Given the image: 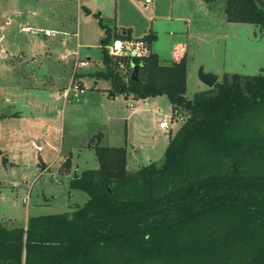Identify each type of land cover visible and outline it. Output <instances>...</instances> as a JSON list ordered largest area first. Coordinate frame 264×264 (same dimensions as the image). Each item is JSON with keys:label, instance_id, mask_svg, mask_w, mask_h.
<instances>
[{"label": "trees", "instance_id": "16d2710c", "mask_svg": "<svg viewBox=\"0 0 264 264\" xmlns=\"http://www.w3.org/2000/svg\"><path fill=\"white\" fill-rule=\"evenodd\" d=\"M224 13L264 33L263 0H224ZM109 39L96 76L117 94L165 95L183 121L162 162L135 171L124 146L93 135L98 167L70 179L87 201L29 217L26 228L0 222V264H264V75L224 74L187 99L184 57L171 65L153 52L121 58L131 70L138 65L137 80H124Z\"/></svg>", "mask_w": 264, "mask_h": 264}, {"label": "rangeland", "instance_id": "374dc122", "mask_svg": "<svg viewBox=\"0 0 264 264\" xmlns=\"http://www.w3.org/2000/svg\"><path fill=\"white\" fill-rule=\"evenodd\" d=\"M192 2L151 0L145 5L143 0H0V34L4 33L7 51L6 57L0 55V163L5 158L14 160L29 171L26 185L0 190V221L10 219L7 226L23 227L29 217L70 212L75 205H83L88 195L70 185L66 169L76 166L81 172L96 165L93 151L83 146L97 133L101 143L124 146L126 153L132 152V170L149 160L162 162L169 135L172 137L183 121L172 117L166 96L148 99L147 108L141 99L131 98L135 111L128 119L130 111L122 94L116 93L103 106L104 111L98 104L92 89L96 78L88 72L100 70V65L94 63L100 61V40L108 27L109 42L121 38L117 33L123 29L129 30L133 39L153 34L149 48L166 61L177 43L187 42L191 48L186 60L187 99L208 89L198 77L199 68L217 74L218 81L224 74L264 75V33L260 27L249 23L220 25L211 17L203 22L200 16L193 27L200 30V26L206 32L195 33L186 20L177 18L192 13ZM22 25L41 29L31 35L20 30ZM45 28L79 31L82 48L78 59L90 57L92 61L76 69L86 88V104L62 101L61 92L73 70L76 38H45L41 33ZM122 71L131 72L128 68ZM98 79V88L110 85L109 80ZM43 105L48 106V112ZM162 120L170 123L168 135L157 129ZM34 139L41 145L39 152L33 148ZM40 159L50 169L34 180L33 168ZM243 255L241 251L239 256ZM157 264L173 263L164 260Z\"/></svg>", "mask_w": 264, "mask_h": 264}, {"label": "crops", "instance_id": "0c3cea01", "mask_svg": "<svg viewBox=\"0 0 264 264\" xmlns=\"http://www.w3.org/2000/svg\"><path fill=\"white\" fill-rule=\"evenodd\" d=\"M174 1V0H173ZM178 0H175V2H177ZM194 6L191 7L192 9V13H190L189 15H186L185 13H182L183 15H179V19H184L186 20V25L187 26H190L192 28V30L195 32V33H205L206 31L204 29H202V27L199 26L200 30L197 29V28H194L193 25L196 23L197 24V19L200 17V19L203 21V20H207L209 19L210 17L213 18L214 20H216L217 24H220V25H228V24H231V25H236V24H240V23H237V22H228L226 20V17H225V13H224V0H192ZM145 3V2H144ZM150 3V2H149ZM148 3H146L145 5H147ZM191 16V17H190ZM100 17V16H99ZM101 18V17H100ZM6 22L9 23L10 22V19L7 18L6 19ZM203 22H208V21H203ZM251 24V23H249ZM61 26H64V24H61ZM110 28L111 27H108V30L110 31ZM38 29H41V28H37L35 26H29V25H22L20 30L21 31H24V32H29V34L31 35H36L39 31ZM44 30H50V31H55L56 34L55 35H45L44 34ZM108 30H106V34L108 32ZM42 33V36L43 37H47V38H50V37H53V36H56V35H62L63 37H67V36H72V37H75L76 38V47L77 49L75 50V54L73 55L74 56V59L76 57L79 56V51H80V48H82V44L80 43V35H79V31H72L71 33L68 32L66 29H62V28H59V29H52V28H45L41 31ZM115 33V32H114ZM111 34V33H110ZM117 34H127L126 38H131V35L129 33V30H125L123 29L122 32H118ZM114 35L115 36H117ZM151 34V33H150ZM153 35V34H151ZM3 36H4V33H1L0 34V55H1V58L3 57H6L7 55V51H6V47H5V44L3 43ZM105 37V36H104ZM103 37V38H104ZM103 38H101L100 40V48H102V42H103ZM121 38H124V37H121ZM142 38V37H141ZM111 39H109L110 41ZM108 41V42H109ZM107 42V43H108ZM150 47V46H149ZM150 49V48H149ZM150 52H153L152 49H150ZM191 52V48L189 47V44L187 42H179L177 43L175 46H174V49L172 50V54H171V58L166 61L164 59H161L158 55V53L156 52H153L157 55L158 57V60H159V63L161 65H171L172 63L174 62H178L181 58H185L187 60V58L190 56V53ZM89 56V55H88ZM32 59H34V56L32 57ZM88 62V64L91 61L90 57H87L86 60ZM87 64V65H88ZM87 65H84V66H78V67H81V68H84L86 67ZM97 65H100V70H95V71H89L88 74L92 75L94 78H96L95 82H94V86L92 87L93 91H95L97 93V97H98V104L103 108V111H104V105L109 103V100L112 98V97H115L117 94L114 93V92H111L110 91V88H111V84L106 86V87H103V88H98V83H99V79L98 77L96 76L97 72L101 71L104 69V65L101 61V58H100V61L98 63L95 62L94 63V66H97ZM77 67V68H78ZM76 68V69H77ZM34 75L33 73L31 74V76ZM75 78L82 84L81 82V73L79 74H76L75 73ZM70 79L66 82L67 84L69 83ZM64 83V84H66ZM63 84V85H64ZM37 87V86H36ZM66 87V86H64ZM38 88V87H37ZM49 89V88H48ZM59 89V88H58ZM58 89L56 91H54L55 93V100L58 99ZM114 94V95H111V94ZM85 94V93H84ZM83 94V95H84ZM52 95V94H51ZM124 98H126L127 100V104H126V108L128 109L129 114L126 115V118H130L133 114V112L135 111V106L133 105V103L130 101L131 98H134L136 99L135 97H133V95H124L122 94ZM158 96H162V95H158ZM158 96H155V97H158ZM165 96V95H164ZM150 98H154V97H147V98H144V99H141L142 102H143V105L145 106V108L149 107V102H147L148 99ZM87 98H85V96L83 97L82 96V99L80 101H77V102H83V103H87ZM63 101V104L69 102V101H73V100H68V101H65V100H62ZM76 102V101H75ZM44 107H47V111H49L48 109V106L47 105H43ZM32 108L34 109V105L32 106ZM37 109V108H36ZM171 109H172V105H171ZM159 112L161 113V109L159 110ZM12 114H17L16 112L15 113H10L9 115H12ZM5 115H8V114H5ZM1 116H4L3 114H1ZM167 121V120H166ZM169 126H170V123L168 122ZM158 131L163 134V135H168L170 134L168 131L166 130H163V129H160L159 127H157ZM170 129V128H169ZM92 136H90L91 138ZM89 138V139H90ZM171 138V136L169 135L168 137V142H169V139ZM89 141V140H88ZM167 142V144H168ZM100 144L101 145H107V146H114V145H109V144H104V143H101V140H100ZM166 144V146H167ZM41 145L39 143V140H36L34 139V146L33 148L39 152V149H40ZM83 147H88L89 149H92V147L88 146V142H86V144L83 146ZM166 148V147H165ZM165 150V149H164ZM94 153V151H93ZM147 157H150L149 155H146V158ZM94 158H95V155H94ZM64 159H66V157H64ZM63 159V161H64ZM150 159V158H149ZM148 159V160H149ZM131 160H133V154L131 151H127L126 153V167L129 171H135V170H132L131 168ZM95 161H96V158H95ZM150 162H153L151 160H149V163ZM147 163V164H149ZM145 164V165H147ZM98 167V163L96 161V165L92 168H86V169H95ZM139 168V167H138ZM137 168V169H138ZM50 168H49V164H45L43 162V160L40 159V161H36L35 163V166L33 168L34 170V180L36 179H39L40 176L45 173L46 171H48ZM136 169V170H137ZM66 171L68 172V174L70 175V179L71 177L73 176L74 172L79 174V170L78 168L75 166V167H70L69 170L66 169ZM29 171L28 169L25 167V166H21L19 165L18 163H16V161L14 160H7L6 158L4 159L3 162L0 163V190L4 189V188H9V187H13V186H18V185H26L27 184V175H28ZM56 181V180H55ZM3 195L0 193V198H2ZM26 199V198H22V201ZM87 201V200H86ZM24 203H28V200L26 199V201H23ZM76 207L79 206V205H75ZM73 208V207H72ZM72 211V210H71ZM38 216V215H37ZM1 223H3L4 225H8L6 222H11L10 219L9 220H1L0 221ZM27 225V224H26ZM26 225L23 226V228H26ZM9 228H13V227H10V226H7Z\"/></svg>", "mask_w": 264, "mask_h": 264}, {"label": "built area", "instance_id": "2783aa9c", "mask_svg": "<svg viewBox=\"0 0 264 264\" xmlns=\"http://www.w3.org/2000/svg\"><path fill=\"white\" fill-rule=\"evenodd\" d=\"M145 3H149L151 0H143ZM45 35H55V31L44 30ZM105 48L108 54L114 59H121L128 56H135L138 58H142L147 56L150 53L149 44L143 38L141 39H133V38H115L111 42L105 45ZM88 62L85 60H79L78 57L74 59L73 62V70L71 74V78L69 83L62 90V98L65 101L73 100L80 101L82 99L83 94L86 92V88L75 79L76 68L78 66L87 65ZM125 64L121 60L118 61V71L123 76L124 80H127L132 70L129 67H126ZM130 69L131 72L122 71L123 69ZM125 72V73H124ZM175 118L182 119V116L179 114L175 116ZM158 127L160 129L168 131L170 128L168 121L162 120L159 122ZM27 199V198H26ZM24 199L23 201H26Z\"/></svg>", "mask_w": 264, "mask_h": 264}, {"label": "water", "instance_id": "95a60500", "mask_svg": "<svg viewBox=\"0 0 264 264\" xmlns=\"http://www.w3.org/2000/svg\"><path fill=\"white\" fill-rule=\"evenodd\" d=\"M138 65L132 66V72L130 75L131 80H137ZM199 79L207 85L208 88H212L218 82V75L211 72H204L202 68H199L198 71ZM111 95H114L113 93ZM135 98H138L135 96ZM77 173L74 172L73 176Z\"/></svg>", "mask_w": 264, "mask_h": 264}]
</instances>
